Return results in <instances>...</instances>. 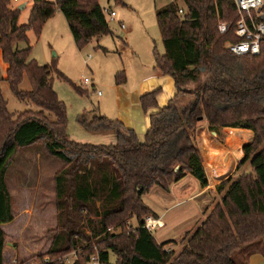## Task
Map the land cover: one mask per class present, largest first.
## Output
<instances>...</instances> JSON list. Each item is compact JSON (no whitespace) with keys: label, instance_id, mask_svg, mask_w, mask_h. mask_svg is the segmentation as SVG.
<instances>
[{"label":"trees","instance_id":"16d2710c","mask_svg":"<svg viewBox=\"0 0 264 264\" xmlns=\"http://www.w3.org/2000/svg\"><path fill=\"white\" fill-rule=\"evenodd\" d=\"M175 1H181L186 10L176 2L157 10L165 52H155L154 61L163 75L174 79L176 98L150 116L143 141L121 122L101 115L98 108L90 120L84 113L79 120L85 129L115 134V145L93 146L71 141L67 134L68 109L53 82L55 76L69 80L55 63L41 67L31 60L29 45L24 50L18 46L29 43L31 30L39 37L60 10L82 51L93 39L110 33L99 0H34L26 25H19L20 11L11 8L10 0H0V51L7 65L6 78L0 73V264H6L7 244L1 225L14 221L7 175L21 150L38 144L63 165L55 176V236L49 252L40 258L48 259V264H62L63 257L79 250L75 264H87L96 252L102 264H235V253L254 247L244 254L241 264H247L256 249L264 251V41L259 56L233 55L225 47L238 41L234 34L238 15L232 0ZM220 22L232 26L227 35L219 33ZM25 76L30 92L19 89ZM3 81L15 96L39 111H26L14 120L2 95ZM125 82V73H118L116 84ZM187 83L194 84L193 90L185 88ZM76 89L82 96L87 94ZM157 94L142 97L146 113L157 107ZM185 96L191 97L190 103L179 106L177 99ZM202 120L218 135L220 129L237 128L251 130L254 137L243 147L244 159L236 174L219 186L221 202L193 234L184 236L179 251L165 250L140 227L144 217H159L143 197L156 187L169 193L172 185L188 175L202 188L208 186L193 140ZM228 144L231 152L240 150L235 143ZM92 217L99 221L93 222ZM127 222L133 223L131 232L126 230Z\"/></svg>","mask_w":264,"mask_h":264},{"label":"rangeland","instance_id":"374dc122","mask_svg":"<svg viewBox=\"0 0 264 264\" xmlns=\"http://www.w3.org/2000/svg\"><path fill=\"white\" fill-rule=\"evenodd\" d=\"M10 1L13 9L19 10V6L26 5V8L19 10V25L28 24L34 0ZM44 1L55 3L63 0ZM173 2H176L180 9L186 10L181 1ZM169 3L170 0H99L102 8L111 9L117 17L111 20L107 16L110 33L100 39H93L82 51L77 48L68 23L60 10L47 21L39 37L31 30L27 34L29 43H19L20 50L27 49L28 45L32 48L30 59L39 66H52L55 63L59 72L69 80L55 76L53 88L60 101L67 106V134L71 141L93 146L115 145L114 132L89 131L80 124L79 119L87 113V118L90 120L93 117L92 111L100 109L99 106L106 103L105 99L108 100L111 96L110 88L114 82L116 84L118 73L124 72L126 76L127 69H132L136 62H154L155 52L164 54L157 10L167 7ZM122 25L126 30L122 29ZM154 66L156 67L155 62ZM0 73L6 78L2 55H0ZM84 78L92 80L95 87H85ZM133 81L131 80V85ZM76 87L87 91V94L82 96ZM185 88L193 90L194 84L187 83ZM19 89L22 92L31 91L32 86L27 76L24 77ZM1 90L7 102L8 112L14 116V120L26 111H39V108L32 103L22 101L15 96L6 81L2 82ZM98 92L102 93L103 98L97 95ZM190 100V96H185L178 105L187 106ZM205 124L207 125L205 120L199 122L193 139L199 151V140L203 131L207 133L209 139L213 140L217 137L208 129V125L207 128L205 127ZM205 139L206 144L210 143L207 137ZM233 153L237 154V152ZM62 168V163L48 155L43 144H38L21 150L9 170L7 186L12 196L14 221L3 227L7 236L6 264H43L44 258H40L49 252L58 223L55 176ZM246 168L248 169L247 166ZM221 184L216 187V192ZM197 189V181L189 177L173 187L171 193L156 187L143 199L154 213L162 216L166 208L176 203L177 195L179 199H184L194 194ZM220 202L221 197L218 194L212 196L207 193L195 203L188 201L182 206H176L165 215L166 227L161 231L153 232L152 235L159 245H165V250L179 251L184 236L188 232L193 234ZM97 206L100 207V203ZM92 219L95 220L93 222L99 221L95 217ZM171 241L173 244L166 245ZM253 248L249 246L235 253L233 262L241 264L245 252L247 255V252L249 253Z\"/></svg>","mask_w":264,"mask_h":264},{"label":"crops","instance_id":"0c3cea01","mask_svg":"<svg viewBox=\"0 0 264 264\" xmlns=\"http://www.w3.org/2000/svg\"><path fill=\"white\" fill-rule=\"evenodd\" d=\"M173 1L174 0H170V3ZM0 55H2L1 51ZM154 62L139 61L136 62L135 66H132V69H127L125 84L117 85L114 82L110 88L112 93L111 96L108 98V100L105 99L106 103H103L101 107L99 106L100 114L101 112L103 113L101 115L110 120L121 122L125 128L133 130L141 141L144 140L149 130L150 116L158 113L160 109L166 107L172 100L176 98L177 94V87L174 79L171 76L163 75L160 70L154 66ZM6 71L7 65L5 64V72ZM131 80H134L132 85ZM155 92L158 93L156 98L157 107L150 109L146 113L142 107L141 99L145 95ZM100 98H103V95L100 96ZM181 99L182 98L177 100ZM205 127L207 128L206 124ZM243 132L250 133L246 135V140L244 143V136L242 134ZM213 133L215 132H212V134ZM216 135V139L212 140L209 139L207 133L203 131L199 140L200 153L203 159V166L206 171L209 186L207 188H202L199 182L195 179L198 184V189L196 192L186 196L184 199H179V196L177 195L175 198L176 203L173 206L166 208L162 216L167 215L172 208H175L176 206H182L183 203L188 201L189 203H195L207 193L212 196L217 195L216 187H218L220 184L218 171L222 165H231L232 168L235 169L236 174L238 166L244 159L243 147L252 141L254 133L247 129L224 128L222 129L220 135L217 133ZM206 137L210 143L206 144ZM229 141H232L238 147H240V150L237 152V154L231 152L230 145L228 144ZM189 177L192 176L188 175L184 180ZM184 180L172 185L169 193H171L173 187L179 185ZM3 227H5V225H1L2 229H4ZM256 250L257 251H255V253L252 254L247 260V264H264L263 247H260Z\"/></svg>","mask_w":264,"mask_h":264},{"label":"built area","instance_id":"2783aa9c","mask_svg":"<svg viewBox=\"0 0 264 264\" xmlns=\"http://www.w3.org/2000/svg\"><path fill=\"white\" fill-rule=\"evenodd\" d=\"M235 3L237 9V20L235 23V37L238 41L235 43L228 42L227 49L233 55L238 57L251 55L259 56L261 54V45L264 41V0H232ZM182 13V10L180 11ZM104 13L111 20H114L117 15L111 9H104ZM232 26L228 23H220L218 31L221 35H227ZM122 29L125 30L126 27L122 25ZM83 85L85 87H95L92 80L89 78H84ZM97 95L102 96L101 92ZM220 177V183L233 177L235 174V169L231 165H222L218 171ZM133 223H126V230L131 232ZM140 227L143 230L150 232L161 231L166 227L165 215L163 216H146L142 220ZM110 232L116 233V231L109 230ZM121 232V229H119ZM81 250L73 252L65 257H63L60 262L62 264H75L76 261L81 256ZM48 264L49 260L45 259L43 264ZM35 264V263H34ZM87 264H102L98 252L91 256Z\"/></svg>","mask_w":264,"mask_h":264},{"label":"bare ground","instance_id":"6f19581e","mask_svg":"<svg viewBox=\"0 0 264 264\" xmlns=\"http://www.w3.org/2000/svg\"><path fill=\"white\" fill-rule=\"evenodd\" d=\"M248 133H249V132H243V133H242L243 136H244V137H243V143L245 142V140H246L245 138H246V135H247ZM249 134H250V133H249Z\"/></svg>","mask_w":264,"mask_h":264},{"label":"water","instance_id":"95a60500","mask_svg":"<svg viewBox=\"0 0 264 264\" xmlns=\"http://www.w3.org/2000/svg\"><path fill=\"white\" fill-rule=\"evenodd\" d=\"M25 8V5H22V6H20L19 7V10H23ZM213 134H215L216 135V133H213ZM178 170V168L176 169V171Z\"/></svg>","mask_w":264,"mask_h":264}]
</instances>
